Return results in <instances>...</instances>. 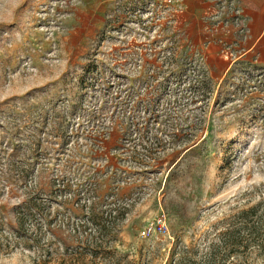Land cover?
<instances>
[{
	"label": "rangeland",
	"instance_id": "rangeland-1",
	"mask_svg": "<svg viewBox=\"0 0 264 264\" xmlns=\"http://www.w3.org/2000/svg\"><path fill=\"white\" fill-rule=\"evenodd\" d=\"M219 30L181 0H0V264H205L264 198V67Z\"/></svg>",
	"mask_w": 264,
	"mask_h": 264
},
{
	"label": "trees",
	"instance_id": "trees-1",
	"mask_svg": "<svg viewBox=\"0 0 264 264\" xmlns=\"http://www.w3.org/2000/svg\"><path fill=\"white\" fill-rule=\"evenodd\" d=\"M25 204L27 202L24 200L20 205L13 208V210H22V212L16 211L14 215V221L17 223L18 228L23 227L25 222L30 219L29 215L23 212L22 208ZM234 217L235 222L233 225L222 231L219 241L210 246V251L205 257V264H227L231 252L241 247L246 249L250 245L257 244L261 250H264V198L256 204L240 210ZM109 218H112V216L109 215ZM100 222V225H98L99 234H103L110 225L113 226L115 224L111 219L103 216ZM4 224L12 227L8 219H6Z\"/></svg>",
	"mask_w": 264,
	"mask_h": 264
},
{
	"label": "crops",
	"instance_id": "crops-1",
	"mask_svg": "<svg viewBox=\"0 0 264 264\" xmlns=\"http://www.w3.org/2000/svg\"><path fill=\"white\" fill-rule=\"evenodd\" d=\"M214 2L215 0H181L187 14H208L209 10H213ZM239 4L245 19V29L239 32L235 25L220 28L219 37L231 39V57L228 59L221 56V59H228L231 65L238 61H249L264 67V0H239Z\"/></svg>",
	"mask_w": 264,
	"mask_h": 264
},
{
	"label": "built area",
	"instance_id": "built-area-1",
	"mask_svg": "<svg viewBox=\"0 0 264 264\" xmlns=\"http://www.w3.org/2000/svg\"><path fill=\"white\" fill-rule=\"evenodd\" d=\"M208 14H211V20L218 28L226 25H235L239 32H243L245 29V19L242 14V7L239 4V0H215L213 10H209ZM228 46L222 48L221 53L225 58L229 59L231 57V52ZM157 227L160 230V233H168V228L162 218L157 222H151L148 224L146 230L150 232Z\"/></svg>",
	"mask_w": 264,
	"mask_h": 264
}]
</instances>
